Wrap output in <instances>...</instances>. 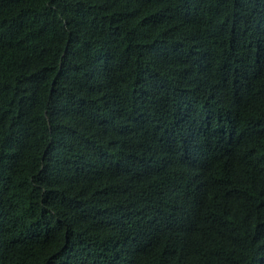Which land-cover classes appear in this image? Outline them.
<instances>
[{
  "label": "trees",
  "instance_id": "trees-1",
  "mask_svg": "<svg viewBox=\"0 0 264 264\" xmlns=\"http://www.w3.org/2000/svg\"><path fill=\"white\" fill-rule=\"evenodd\" d=\"M0 264H264V0H0Z\"/></svg>",
  "mask_w": 264,
  "mask_h": 264
}]
</instances>
